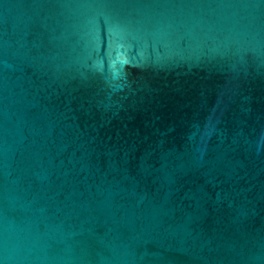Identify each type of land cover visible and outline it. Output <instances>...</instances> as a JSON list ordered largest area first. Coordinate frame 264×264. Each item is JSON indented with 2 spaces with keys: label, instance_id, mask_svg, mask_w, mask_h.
Wrapping results in <instances>:
<instances>
[{
  "label": "water",
  "instance_id": "obj_1",
  "mask_svg": "<svg viewBox=\"0 0 264 264\" xmlns=\"http://www.w3.org/2000/svg\"><path fill=\"white\" fill-rule=\"evenodd\" d=\"M0 264H264V0H0Z\"/></svg>",
  "mask_w": 264,
  "mask_h": 264
}]
</instances>
